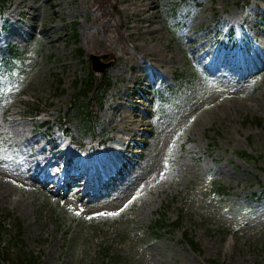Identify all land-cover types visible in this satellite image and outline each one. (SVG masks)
Masks as SVG:
<instances>
[{
	"label": "rangeland",
	"instance_id": "rangeland-1",
	"mask_svg": "<svg viewBox=\"0 0 264 264\" xmlns=\"http://www.w3.org/2000/svg\"><path fill=\"white\" fill-rule=\"evenodd\" d=\"M96 1L114 24L122 23L117 29L121 35H127L124 25L128 23L130 46L156 47L169 64L168 70H160L165 78L154 74L153 81L141 85L138 63L123 65L121 72L114 69L119 53L109 56L90 41L101 30L89 33L92 16L81 0H11L0 14V59L12 47L23 57L17 67L11 65V76L9 71L0 72V102H14L33 135L52 130L67 144L66 160L70 156L79 160L71 167H83L81 160L90 168L100 167V155L121 127H112L116 116L110 111L118 105V95L123 103L119 108L129 114L131 106H137L136 113L145 116L149 128L127 141L133 155L122 156L114 172L102 180L104 184L85 194L71 189L81 168L46 187L32 175L23 179L26 156L22 150H11L8 134L0 127V218L5 217L8 230L3 239L8 240L19 223L24 252L39 258L40 264H90L87 246L93 249L105 235L120 241L113 246L120 257L116 264H264V196L258 198L257 182L264 178L235 155L247 151L264 169V74L258 72L264 64V0L250 4L243 0ZM16 2L21 9L9 19ZM147 8L154 12L149 29L153 39L144 34L146 23L140 21ZM222 17L232 27L219 28ZM73 31L78 42L72 39ZM204 42L211 43L210 57L203 55L205 48L191 53ZM77 49L83 53L81 58ZM223 52L232 55L230 61L220 63ZM90 54L102 55L103 62L110 60L103 74L111 89L98 115L95 137L82 140L76 121L65 126L68 135L64 136L58 117L70 116L73 84L84 76ZM218 62L224 69L210 71ZM132 77L136 79L125 90ZM21 90L25 92L11 98ZM210 99L215 101L208 107L220 105L215 118L187 136L191 109ZM42 109L50 114L43 115ZM100 141L104 144L97 145ZM73 144L98 149L84 155ZM58 167L68 166L62 160ZM116 173L121 179L114 178ZM203 180L228 187L227 202L217 206L201 200ZM191 191L182 229L155 240L149 226L158 210L166 206V220L173 222ZM89 227L94 233L88 232ZM183 230L194 237L199 252L182 242Z\"/></svg>",
	"mask_w": 264,
	"mask_h": 264
},
{
	"label": "bare ground",
	"instance_id": "bare-ground-1",
	"mask_svg": "<svg viewBox=\"0 0 264 264\" xmlns=\"http://www.w3.org/2000/svg\"><path fill=\"white\" fill-rule=\"evenodd\" d=\"M81 3L86 6V10L89 11L92 16L91 23L88 26L89 33L92 34L99 31V29L101 30L99 37L97 38L94 35L90 41L97 44L99 48H101L102 51L107 52L109 56H111L112 53H119L117 60H115L116 66L114 69L119 68L118 72H121L120 69L123 65L125 66L134 63H138L139 65L142 64L144 66L142 69H140L139 65L137 66L138 72L143 74V77L140 79L141 85L153 81L154 74L160 76V78H165V74L160 70L166 68L169 64L164 57L157 54L154 45L143 44L141 47L136 45L130 46L129 42L132 43L130 37L131 27L128 23L124 25L125 30H127V35H121L117 29L122 26V23L118 21L117 24H114L112 22V17H109V15L97 5L96 0H81ZM15 5L16 7L9 15V19L13 18V15L21 9L19 2H16ZM223 8L224 7L222 6L221 11H223ZM153 13L154 12L150 8H147L143 14L144 17L140 19V21L146 23L144 34L152 36V39L154 34L151 33L149 29L151 24H153L151 21ZM217 25H219V28H222L224 26L232 27L233 24L227 17H222V20L218 21ZM193 42L194 41L191 39L189 43ZM204 48L203 55L205 57H210V42H204V44L195 47L191 50V53L195 54L197 51ZM231 57V54L223 52L220 57V63L230 61ZM213 58L214 56L212 57V60ZM217 65H219V62L216 66L214 65L210 71L213 69H216L217 71L224 69L221 65ZM260 66L258 72L264 74V64H261ZM166 70H168V68H166ZM135 79V77H132L127 80L128 82L125 90ZM24 92V90H21L20 92L14 91L10 96L15 99ZM117 99L119 100L118 105L110 108L112 114L116 116V123H114V125L112 124V127H115L117 124L121 127L117 129L116 134L112 137V145L108 146L105 152L100 155V167H97L94 163V166H96L94 168L88 167L87 162L83 160H81L82 163H84L83 167H71L78 164L79 160L74 156H70L66 160L68 151L67 144L55 136L52 130L45 129L42 134L37 133L33 135V129H30L31 124H28L27 121L24 120L23 116H25V114H22L18 108L14 106V102H0V127L3 130V134H8L10 139L8 146H10L11 150L16 153H19L22 150V155L26 156V159L24 160L25 168L21 170L23 179L26 180L32 175L36 178L37 182H46L44 186L46 187L51 182L58 183L59 181H65L64 177L69 176L73 170L81 168V175L71 188L73 189V192H82L84 190L85 194H88L92 189L99 188L101 184H104L102 183V180L107 179L109 175L114 172L113 170L116 168L115 166L122 156L125 154L133 155V151L128 150L129 147L127 141L132 140L139 131L147 130L149 128L145 116H139L136 113L138 112L137 106H131V112L127 114L119 108V105L123 104L121 102L122 96L118 95ZM213 101H215V99L203 101L195 108L191 109L188 115V121L191 125L187 129V136L193 131L194 127L202 126L204 123L212 121L215 118L220 105L208 107ZM134 103H138V101H135ZM18 104L21 103L18 102ZM221 105H223V103H221ZM41 112L43 115H45L43 112H46L48 115L50 114V112L45 109H42ZM39 127V124H37L36 128L38 129ZM128 133L131 135L126 139ZM15 159L19 158L16 156ZM62 160L66 162V166L68 167H64L63 170H60L58 163ZM116 177L121 179V175L119 174L115 175V178ZM86 179L87 184H85ZM67 190H69V188ZM18 203L21 204L20 201L16 202V204Z\"/></svg>",
	"mask_w": 264,
	"mask_h": 264
},
{
	"label": "trees",
	"instance_id": "trees-1",
	"mask_svg": "<svg viewBox=\"0 0 264 264\" xmlns=\"http://www.w3.org/2000/svg\"><path fill=\"white\" fill-rule=\"evenodd\" d=\"M243 1L246 4H250L252 0ZM10 4L11 0H0V13H3L10 6ZM72 38L76 41L77 35L75 32H73ZM77 54L80 57L82 55L81 50L78 49ZM21 59L22 55L15 50V48H11L9 55L2 59L3 66L7 68L12 62H18ZM109 88L110 81L107 77L104 75L94 76L88 69L86 70L83 78L75 79L73 85L74 93L70 101L69 113L73 119H77L79 123L78 130L82 137L94 135L97 114L102 107L104 97ZM254 124L258 127H262L261 121L258 119L254 120ZM236 155L243 159L246 163L256 165V159L245 151H238L236 152ZM262 172L264 173V170H262ZM262 187H264V185H262ZM227 195V189L216 182L203 186L200 192L201 198L205 200L209 199L213 202H223ZM184 208L185 207L182 208L181 217ZM181 217H179L178 222L169 226L165 225L163 218H160L152 224L151 230L157 234L156 238H160L161 232H163L166 228H178L180 226ZM5 231L4 226L0 223V234ZM184 240L189 243L193 250H199L196 243H194L192 239H189L187 234H184ZM8 242V246L4 244L2 245V237L0 235V264H39V259L37 257L29 255L23 250L22 227L19 223L16 224L15 235ZM105 243L106 241L101 240L94 252V258L97 255L96 261L98 264H106L113 254L112 247Z\"/></svg>",
	"mask_w": 264,
	"mask_h": 264
},
{
	"label": "water",
	"instance_id": "water-1",
	"mask_svg": "<svg viewBox=\"0 0 264 264\" xmlns=\"http://www.w3.org/2000/svg\"><path fill=\"white\" fill-rule=\"evenodd\" d=\"M102 57H96V56H90V64H91V70L92 72L96 73V74H101L103 73L110 64L108 65H102L99 63V60Z\"/></svg>",
	"mask_w": 264,
	"mask_h": 264
},
{
	"label": "snow or ice",
	"instance_id": "snow-or-ice-1",
	"mask_svg": "<svg viewBox=\"0 0 264 264\" xmlns=\"http://www.w3.org/2000/svg\"><path fill=\"white\" fill-rule=\"evenodd\" d=\"M115 213H113V215H114ZM101 215H103V213H101Z\"/></svg>",
	"mask_w": 264,
	"mask_h": 264
}]
</instances>
